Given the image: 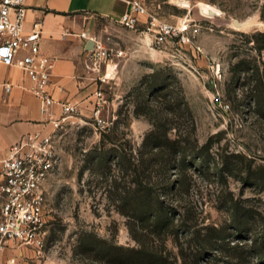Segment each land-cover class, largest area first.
I'll return each mask as SVG.
<instances>
[{
	"label": "rangeland",
	"instance_id": "obj_1",
	"mask_svg": "<svg viewBox=\"0 0 264 264\" xmlns=\"http://www.w3.org/2000/svg\"><path fill=\"white\" fill-rule=\"evenodd\" d=\"M142 1L159 18L199 24L196 44L159 47L141 29L81 13L87 37L123 49L102 62L106 79L99 78L102 115L113 123L104 130L93 112L77 113L58 130L44 254L28 250L24 264H126L117 247L163 246V239L170 252L180 243L195 252L213 226L236 239L237 217L247 224L241 235L264 230V0ZM208 4L214 12L203 11ZM152 130L166 143L158 149L143 144ZM135 164L145 180L177 185L161 190L165 208L176 206L161 212L175 216L178 236L174 228L156 237L135 196L126 199ZM199 255L192 258L227 264L213 249Z\"/></svg>",
	"mask_w": 264,
	"mask_h": 264
},
{
	"label": "built area",
	"instance_id": "obj_2",
	"mask_svg": "<svg viewBox=\"0 0 264 264\" xmlns=\"http://www.w3.org/2000/svg\"><path fill=\"white\" fill-rule=\"evenodd\" d=\"M128 9L120 22L129 29H141L153 36L159 47L169 43L195 45L200 25L189 21L173 23L147 11L142 0H125ZM146 13L145 19L141 14ZM27 6L24 0H0V63L21 67L32 81L31 90L40 98L41 109L51 128H42L24 133L10 146L8 155L2 159L0 168V264H15L18 252L24 247L37 257L44 254L47 233V182L60 163L57 132L65 121L79 111L77 103L60 101L61 111L57 115L52 107L57 102L48 89L53 62L45 59L40 51L41 23L35 22L26 32ZM86 34V32H83ZM91 48H87V66L100 75L101 64L123 54V49L103 44L95 36ZM89 60L92 64L89 63ZM10 90L11 83H5ZM105 105L103 95L98 96L94 107L98 126L111 128L113 119L102 115ZM17 250L7 256L8 248ZM38 264H47L40 261Z\"/></svg>",
	"mask_w": 264,
	"mask_h": 264
},
{
	"label": "crops",
	"instance_id": "obj_3",
	"mask_svg": "<svg viewBox=\"0 0 264 264\" xmlns=\"http://www.w3.org/2000/svg\"><path fill=\"white\" fill-rule=\"evenodd\" d=\"M27 6L25 31L40 22L42 35L40 51L43 58L53 62L51 81L48 85L57 102L52 109L61 111L60 101H70L79 106L78 113L90 114L98 101L99 77L84 62V53L90 41L81 20V13L98 15L120 21L128 9L125 0H24ZM146 14H141L145 19ZM110 69L112 68L111 65ZM5 83H11L6 90ZM32 81L17 65L0 63V168L10 146L24 133L42 128L49 129L46 115L41 109L40 98L31 90ZM18 252L15 264H24ZM17 250L8 248L7 256ZM25 264H30L25 262Z\"/></svg>",
	"mask_w": 264,
	"mask_h": 264
},
{
	"label": "trees",
	"instance_id": "obj_4",
	"mask_svg": "<svg viewBox=\"0 0 264 264\" xmlns=\"http://www.w3.org/2000/svg\"><path fill=\"white\" fill-rule=\"evenodd\" d=\"M166 136L168 140L169 137L168 135ZM149 141H155L154 148L157 149L166 144L161 139V135L155 132V130L147 134L143 144H148ZM177 150H179V147H177ZM134 166V187L128 189L126 199L129 200L135 196L136 203L139 206L137 212L143 213L146 218V225H144L149 231L152 230V233L154 231L156 237H160L162 232L165 234L173 233L174 228L175 235L178 236L175 216H170L176 206L166 209L167 205L161 193L163 188H168L172 184L166 181H147L144 179L139 165L135 164ZM162 167L164 168V166ZM177 184H180L179 180ZM172 186L174 188L177 187V185ZM162 209H165L167 213L170 212V215L164 218L161 212ZM234 220L236 222L234 228L237 231L236 239L228 238L229 235L225 233L226 228L213 226L210 230L208 228L203 233V237L199 241L195 252L192 248L188 250L187 247L180 243L176 252L171 251L173 252L172 254L165 245L166 239H163V246L140 242V246L117 247L120 251L116 252V254L126 264H203L200 262V259L192 258L193 253L195 255L200 254V257L202 254L205 253L206 255L213 249L227 257V264H264V230H257L253 226L247 227L250 235L244 236L240 232L246 228L244 226H247V224L242 225L240 217L234 218ZM166 224H168L167 227H165ZM180 224L186 225L184 221ZM111 250L107 249L106 255L111 256L113 254Z\"/></svg>",
	"mask_w": 264,
	"mask_h": 264
},
{
	"label": "bare ground",
	"instance_id": "obj_5",
	"mask_svg": "<svg viewBox=\"0 0 264 264\" xmlns=\"http://www.w3.org/2000/svg\"><path fill=\"white\" fill-rule=\"evenodd\" d=\"M214 10H215V7L211 4H208V5H206V7L205 6L203 7V11L206 13L207 12L212 13V12H214ZM240 23L242 24V22H240Z\"/></svg>",
	"mask_w": 264,
	"mask_h": 264
},
{
	"label": "water",
	"instance_id": "obj_6",
	"mask_svg": "<svg viewBox=\"0 0 264 264\" xmlns=\"http://www.w3.org/2000/svg\"><path fill=\"white\" fill-rule=\"evenodd\" d=\"M235 22L237 23V25L240 24V21H238V20H236ZM92 45H93V39H90V41H89V43H88V45H87V48H91Z\"/></svg>",
	"mask_w": 264,
	"mask_h": 264
}]
</instances>
